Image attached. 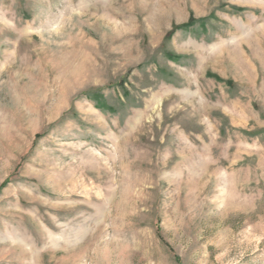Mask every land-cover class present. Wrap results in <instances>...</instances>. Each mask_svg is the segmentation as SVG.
Segmentation results:
<instances>
[{"label":"rangeland","instance_id":"obj_1","mask_svg":"<svg viewBox=\"0 0 264 264\" xmlns=\"http://www.w3.org/2000/svg\"><path fill=\"white\" fill-rule=\"evenodd\" d=\"M0 264H264V0H0Z\"/></svg>","mask_w":264,"mask_h":264}]
</instances>
